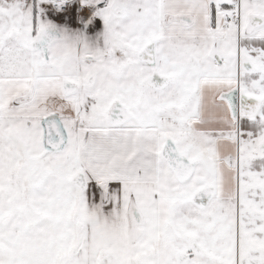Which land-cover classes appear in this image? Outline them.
Masks as SVG:
<instances>
[{
	"label": "snow or ice",
	"instance_id": "obj_1",
	"mask_svg": "<svg viewBox=\"0 0 264 264\" xmlns=\"http://www.w3.org/2000/svg\"><path fill=\"white\" fill-rule=\"evenodd\" d=\"M0 264H264V0H0Z\"/></svg>",
	"mask_w": 264,
	"mask_h": 264
}]
</instances>
